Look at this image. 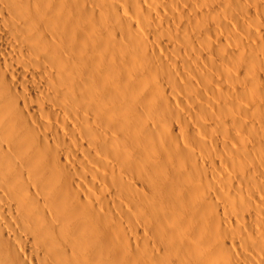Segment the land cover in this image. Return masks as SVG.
Instances as JSON below:
<instances>
[{"label":"bare ground","instance_id":"obj_1","mask_svg":"<svg viewBox=\"0 0 264 264\" xmlns=\"http://www.w3.org/2000/svg\"><path fill=\"white\" fill-rule=\"evenodd\" d=\"M0 264H264V0H0Z\"/></svg>","mask_w":264,"mask_h":264},{"label":"rangeland","instance_id":"obj_2","mask_svg":"<svg viewBox=\"0 0 264 264\" xmlns=\"http://www.w3.org/2000/svg\"><path fill=\"white\" fill-rule=\"evenodd\" d=\"M181 109L184 110L185 113L187 112V111H186V107L182 106Z\"/></svg>","mask_w":264,"mask_h":264}]
</instances>
